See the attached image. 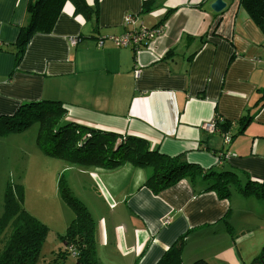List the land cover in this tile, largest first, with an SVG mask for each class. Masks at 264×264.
I'll use <instances>...</instances> for the list:
<instances>
[{
	"label": "crops",
	"instance_id": "crops-1",
	"mask_svg": "<svg viewBox=\"0 0 264 264\" xmlns=\"http://www.w3.org/2000/svg\"><path fill=\"white\" fill-rule=\"evenodd\" d=\"M29 1L0 0V114L23 101L58 100L65 120L144 138L203 171L233 170L240 183L264 179V35L236 0H223L219 12L210 8L214 0H85L95 10L89 17L66 0L51 31L34 34L15 63ZM128 14L132 23L123 25ZM140 26L161 31L137 49L97 42ZM243 116L250 120L237 134ZM214 118L229 122L231 147L222 131L205 130ZM76 167L91 191V203H82L95 223L99 264H155L182 236L181 259L191 262L203 254L183 250L189 238L218 233L221 219L231 235L232 208H264L237 191L231 205L203 189L210 179L198 175L155 192L144 185L148 166Z\"/></svg>",
	"mask_w": 264,
	"mask_h": 264
},
{
	"label": "trees",
	"instance_id": "trees-1",
	"mask_svg": "<svg viewBox=\"0 0 264 264\" xmlns=\"http://www.w3.org/2000/svg\"><path fill=\"white\" fill-rule=\"evenodd\" d=\"M64 1L66 0L28 2V21L19 28L14 41L15 63L21 59L34 34L51 31ZM68 1L72 3L74 12L87 17L95 11L85 0ZM236 1L264 35V0ZM65 115L66 108L58 100L23 101L15 111L0 114V134L18 131L37 123L36 145L44 154L60 158L68 164L104 169H114L125 163L136 167L148 166L151 174L144 185L155 192L182 178L192 180L198 175L210 179L209 185L203 189L213 190L221 199L229 197L233 185L240 195L264 203V179L254 180L245 176L243 183H240L237 172L233 170L203 171L181 156L170 157L160 153L155 147L151 148L144 138L65 120ZM249 120V116L238 119L237 134L244 130ZM216 125L221 131L228 130L230 126L228 121L222 122L219 119L216 120ZM234 135L236 134L231 135V139ZM58 188L61 199L73 210L74 216L65 232L58 235L62 245L57 255L72 254L75 264H99L95 255V223L92 216L62 178L58 180ZM47 231L44 223L23 208L22 186L7 185L0 217V264H34ZM183 245L184 236L167 247L155 264H211L201 258L184 263L180 256ZM53 264L63 263L56 261ZM248 264H264V244Z\"/></svg>",
	"mask_w": 264,
	"mask_h": 264
},
{
	"label": "rangeland",
	"instance_id": "rangeland-1",
	"mask_svg": "<svg viewBox=\"0 0 264 264\" xmlns=\"http://www.w3.org/2000/svg\"><path fill=\"white\" fill-rule=\"evenodd\" d=\"M37 128L38 124L33 123L24 129L0 134V217L6 186L21 185L23 208L48 228L34 264H53L56 261L75 264L72 254L57 255L62 245L58 235L65 232L74 216L73 210L60 197L58 180L62 178L75 197L83 203H91V191L85 189V186L81 187V181L84 180L79 173L80 169L76 167L79 165L73 166L74 164L48 156L40 150L35 142ZM228 145L232 143L229 142L225 146ZM229 155L233 156L236 153L229 152ZM235 194L236 190L232 185L229 195L231 205L234 204ZM253 208L251 212L232 208L227 213L226 219L231 227L229 228L232 231L231 235L226 229L227 222L221 219L217 224L221 228L218 233L205 235L200 240L191 237L186 241L183 250L199 247L203 254L201 258L211 264H248L264 244V216L258 215L264 214V208L258 205ZM231 236L238 240L233 242ZM225 238L231 240V244H224Z\"/></svg>",
	"mask_w": 264,
	"mask_h": 264
},
{
	"label": "built area",
	"instance_id": "built-area-1",
	"mask_svg": "<svg viewBox=\"0 0 264 264\" xmlns=\"http://www.w3.org/2000/svg\"><path fill=\"white\" fill-rule=\"evenodd\" d=\"M134 16L132 15H125L123 18V25L131 24ZM161 28L160 27H154V28H145L143 26H140L137 29L134 30H128L124 31L120 34H112L105 36L103 38L98 39V44L102 45L103 40H109L112 43L116 44L117 46H129L134 49L140 48L148 43L154 36H156L158 33H160ZM77 38L71 37L69 38L70 44H75ZM134 74L138 76L139 72L138 70L134 71ZM204 128L206 131L213 133L215 131L220 130L218 126L216 125V118L212 119L210 122H207L204 124ZM221 131V130H220ZM222 141L226 145L231 141V134L229 130L222 131Z\"/></svg>",
	"mask_w": 264,
	"mask_h": 264
},
{
	"label": "water",
	"instance_id": "water-1",
	"mask_svg": "<svg viewBox=\"0 0 264 264\" xmlns=\"http://www.w3.org/2000/svg\"><path fill=\"white\" fill-rule=\"evenodd\" d=\"M224 7H225V2H224L223 0H214V1L210 4V8H211L214 12H219V11H221Z\"/></svg>",
	"mask_w": 264,
	"mask_h": 264
},
{
	"label": "clouds",
	"instance_id": "clouds-1",
	"mask_svg": "<svg viewBox=\"0 0 264 264\" xmlns=\"http://www.w3.org/2000/svg\"><path fill=\"white\" fill-rule=\"evenodd\" d=\"M89 3H91V0H89Z\"/></svg>",
	"mask_w": 264,
	"mask_h": 264
}]
</instances>
